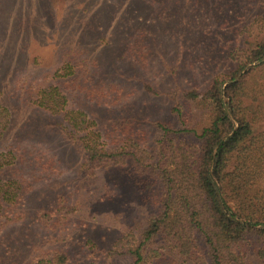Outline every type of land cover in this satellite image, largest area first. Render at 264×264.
<instances>
[{"label": "rangeland", "instance_id": "rangeland-1", "mask_svg": "<svg viewBox=\"0 0 264 264\" xmlns=\"http://www.w3.org/2000/svg\"><path fill=\"white\" fill-rule=\"evenodd\" d=\"M252 24L264 27V0H0V152H16L3 180L22 185L0 264L56 253L127 264L114 242L145 227L161 190L137 185L127 165L85 166L82 144L148 145L156 120L182 127L174 107L201 126L205 111L182 92L227 78L229 50ZM52 97L56 111L39 104ZM75 114L85 118L70 140Z\"/></svg>", "mask_w": 264, "mask_h": 264}, {"label": "trees", "instance_id": "trees-1", "mask_svg": "<svg viewBox=\"0 0 264 264\" xmlns=\"http://www.w3.org/2000/svg\"><path fill=\"white\" fill-rule=\"evenodd\" d=\"M253 28L237 33L227 78L183 90L185 101L205 111L201 126L188 125L174 107L182 127L156 120L148 145L129 140L104 151L90 140L82 144L85 166L127 165L137 185L161 190L145 227L114 242V253L127 264H264V27ZM39 104L58 109L53 97ZM84 118L70 116V140L71 128ZM8 147L0 152V234L22 216L16 207L21 182L3 180L16 158ZM55 258L56 264L67 262L66 254L56 253L36 264H54Z\"/></svg>", "mask_w": 264, "mask_h": 264}]
</instances>
